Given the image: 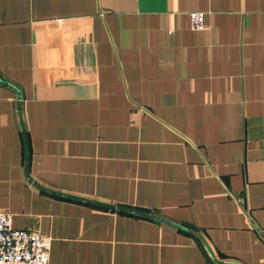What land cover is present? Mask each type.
I'll list each match as a JSON object with an SVG mask.
<instances>
[{
    "label": "crops",
    "instance_id": "0c3cea01",
    "mask_svg": "<svg viewBox=\"0 0 264 264\" xmlns=\"http://www.w3.org/2000/svg\"><path fill=\"white\" fill-rule=\"evenodd\" d=\"M0 77V211L48 264H264V0H0ZM21 129L41 187L196 234L39 190Z\"/></svg>",
    "mask_w": 264,
    "mask_h": 264
},
{
    "label": "built area",
    "instance_id": "2783aa9c",
    "mask_svg": "<svg viewBox=\"0 0 264 264\" xmlns=\"http://www.w3.org/2000/svg\"><path fill=\"white\" fill-rule=\"evenodd\" d=\"M190 26L203 27V13H188ZM50 238L38 230L12 227L11 216L0 211V264H48Z\"/></svg>",
    "mask_w": 264,
    "mask_h": 264
},
{
    "label": "water",
    "instance_id": "95a60500",
    "mask_svg": "<svg viewBox=\"0 0 264 264\" xmlns=\"http://www.w3.org/2000/svg\"><path fill=\"white\" fill-rule=\"evenodd\" d=\"M0 82L3 85L7 86L8 88L12 89L15 92L16 101H17V108L19 109V102H20V93H19V91L13 85L8 83L7 81L2 79L1 77H0ZM21 133H22V139H23V145H24V161H23L24 175H25L26 179L29 182H31L39 190H41V191H43L45 193L51 194V195L60 196V197L67 198V199H70V200H74V201H78V202L94 205V206H97V207L110 209V210L117 211V212H122V213H127V214L136 215V216H139V217L147 218V219H150V220H153V221H156V222H160V223H164V224L173 226V227L177 228L178 230L186 232V233H189V234H193V235L196 234V232L194 230L183 228L180 225L174 224V223H172V222H170L168 220L161 219V218L157 217L156 215L151 214V213L146 212V211H142V210H138V209H134V208H130V207H125V206H120V205H116V204H111V203L99 202V201H96V200L83 198V197H79V196H74V195H70V194H66V193H62V192H57V191H53V190H49L47 188L41 187L40 185H38L37 183L32 181L31 178L28 175V143H27V139H26V136L24 134V130L23 129H21Z\"/></svg>",
    "mask_w": 264,
    "mask_h": 264
},
{
    "label": "trees",
    "instance_id": "16d2710c",
    "mask_svg": "<svg viewBox=\"0 0 264 264\" xmlns=\"http://www.w3.org/2000/svg\"><path fill=\"white\" fill-rule=\"evenodd\" d=\"M1 83V82H0Z\"/></svg>",
    "mask_w": 264,
    "mask_h": 264
}]
</instances>
